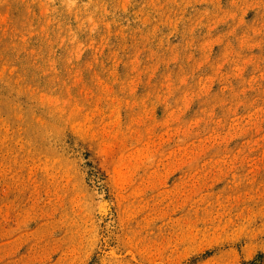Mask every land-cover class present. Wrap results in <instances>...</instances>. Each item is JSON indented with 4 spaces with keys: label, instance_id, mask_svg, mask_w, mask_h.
I'll use <instances>...</instances> for the list:
<instances>
[{
    "label": "rangeland",
    "instance_id": "1",
    "mask_svg": "<svg viewBox=\"0 0 264 264\" xmlns=\"http://www.w3.org/2000/svg\"><path fill=\"white\" fill-rule=\"evenodd\" d=\"M0 264H264V0H0Z\"/></svg>",
    "mask_w": 264,
    "mask_h": 264
}]
</instances>
